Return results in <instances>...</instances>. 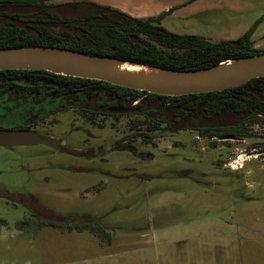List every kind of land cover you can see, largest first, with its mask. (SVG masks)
Listing matches in <instances>:
<instances>
[{"label": "rangeland", "instance_id": "obj_1", "mask_svg": "<svg viewBox=\"0 0 264 264\" xmlns=\"http://www.w3.org/2000/svg\"><path fill=\"white\" fill-rule=\"evenodd\" d=\"M185 13L164 26L213 41L254 26V45L264 49V0H205ZM148 119L90 124L80 115L76 128L63 129L70 144L96 155L0 147V264H264V124L251 126L249 137L221 140L195 128H150ZM129 135L124 142L135 150L119 149ZM36 214L69 223L98 216L111 241L90 230L37 228Z\"/></svg>", "mask_w": 264, "mask_h": 264}, {"label": "trees", "instance_id": "obj_2", "mask_svg": "<svg viewBox=\"0 0 264 264\" xmlns=\"http://www.w3.org/2000/svg\"><path fill=\"white\" fill-rule=\"evenodd\" d=\"M13 8L26 10L19 12ZM166 14L164 11L157 16L135 17L118 8L86 0L56 4L49 0H0V48L26 45L59 46L89 54L112 56L180 70L209 67L224 60L264 51L254 45L252 39L254 26L236 39L213 41L203 35L169 30L162 24ZM50 23H60L68 31L55 33L49 28ZM16 71L33 70L3 69L0 70V74ZM60 76L65 82L79 80L104 87L125 89L129 91L131 100L140 94H147L143 100L144 107L146 109L153 107L154 110H161L164 113L167 111L165 106L160 104V100L169 98L173 103L168 114L183 112L184 120L181 123L184 125L175 129L195 128L199 133H207L210 136L234 133V130L239 129L233 126L239 121L238 114L255 115L261 112L264 114V77L221 91L167 96L122 87L103 80ZM254 107H258V110L253 111ZM189 113L191 118L187 122L185 118ZM262 120L264 122V117ZM154 122L151 119L147 124L150 128H155L157 125ZM138 123L139 121L134 122L132 126L136 127ZM135 135L137 136V133ZM130 136L119 140V149L135 150L130 142H124ZM32 209V212L36 213L35 208ZM93 216L90 215L86 221L69 223L68 216L66 219L63 217L61 222H56L37 215L36 220L30 218L32 221L30 223L33 226L35 224L37 228L52 226L59 229L90 230L110 242V233L106 232L100 218Z\"/></svg>", "mask_w": 264, "mask_h": 264}, {"label": "flooded vegetation", "instance_id": "obj_3", "mask_svg": "<svg viewBox=\"0 0 264 264\" xmlns=\"http://www.w3.org/2000/svg\"><path fill=\"white\" fill-rule=\"evenodd\" d=\"M31 70L33 71L0 74V130H28L35 132L45 141L25 145V147H42L50 152L71 155L87 153L92 155V152L95 155L98 154V150L80 149L70 144L67 136L62 134L67 125L76 128L75 121L80 118V115L90 124L98 118L112 119L124 115L141 114L145 118L148 116L149 120L153 119L157 126L159 123H165L169 128L183 127L182 125H184L181 123L184 120V118L182 119L183 112L168 114L173 103L169 98L160 100V104L165 106L167 111L164 113L161 110H154L153 107L148 109L144 107L143 100L147 94H140L131 100L129 91L125 89L104 87L79 80L65 82L60 74H51L39 69ZM252 110H258V107H254ZM67 113H74V120L69 121L70 119L67 118L72 115L66 117ZM263 117L262 112L255 115L238 114L239 121L235 122L233 126H237L239 129L234 130V133L231 134L216 136L221 140H240L249 137L251 136L250 127L264 124ZM190 118L189 113L185 120L188 122ZM247 118L251 119L245 120ZM256 118L261 120H253V122L252 119ZM17 147L20 146L8 149L15 150Z\"/></svg>", "mask_w": 264, "mask_h": 264}, {"label": "water", "instance_id": "obj_4", "mask_svg": "<svg viewBox=\"0 0 264 264\" xmlns=\"http://www.w3.org/2000/svg\"><path fill=\"white\" fill-rule=\"evenodd\" d=\"M128 66H143L146 69L132 70ZM3 69L46 70L60 75L103 80L159 95L182 96L221 91L264 77V51L224 60L209 67L180 70L66 47L26 45L0 48V70ZM42 142L45 141L32 131L0 130V147Z\"/></svg>", "mask_w": 264, "mask_h": 264}, {"label": "crops", "instance_id": "obj_5", "mask_svg": "<svg viewBox=\"0 0 264 264\" xmlns=\"http://www.w3.org/2000/svg\"><path fill=\"white\" fill-rule=\"evenodd\" d=\"M70 1H85V0H70ZM93 1L101 5H109L115 8H118L132 16L135 17H149V16H157L160 13L166 11L167 14L164 16L162 20V24L164 25V21L167 18H179L180 16L186 14L185 11L190 9H198L203 7V3L205 0H174L172 3L157 5L155 2H130L129 0H121L112 4H103L96 0H86ZM50 2V1H49ZM52 3L55 1L51 0Z\"/></svg>", "mask_w": 264, "mask_h": 264}, {"label": "bare ground", "instance_id": "obj_6", "mask_svg": "<svg viewBox=\"0 0 264 264\" xmlns=\"http://www.w3.org/2000/svg\"><path fill=\"white\" fill-rule=\"evenodd\" d=\"M127 68L132 69V70H144V69H146L143 66H128Z\"/></svg>", "mask_w": 264, "mask_h": 264}]
</instances>
